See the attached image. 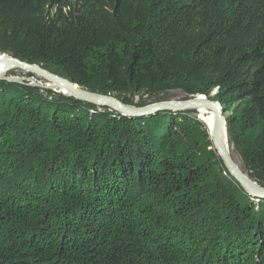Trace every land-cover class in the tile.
Here are the masks:
<instances>
[{"label": "trees", "instance_id": "16d2710c", "mask_svg": "<svg viewBox=\"0 0 264 264\" xmlns=\"http://www.w3.org/2000/svg\"><path fill=\"white\" fill-rule=\"evenodd\" d=\"M0 52L128 105L220 101L264 186V0H0ZM96 109L0 80V264H264V198L195 110Z\"/></svg>", "mask_w": 264, "mask_h": 264}, {"label": "water", "instance_id": "95a60500", "mask_svg": "<svg viewBox=\"0 0 264 264\" xmlns=\"http://www.w3.org/2000/svg\"><path fill=\"white\" fill-rule=\"evenodd\" d=\"M0 71L4 66L9 68H19L34 75L41 77L48 83L55 84L58 88L64 89L68 95L74 98L97 104L104 105L124 116H140L150 114L156 111H189V110H207L212 113V131L209 132L210 140L217 154L220 156L224 166L232 177L242 186V188L255 198H264V186L258 185L252 181L246 174L236 167L230 158L222 141V131L225 128L224 108L220 101L209 100L202 94H196L194 97L186 100H162L152 102L143 106L128 105L120 102L114 97L93 93L79 87L72 81L50 73L49 71L35 64H30L7 54H1ZM65 95V94H64Z\"/></svg>", "mask_w": 264, "mask_h": 264}, {"label": "rangeland", "instance_id": "374dc122", "mask_svg": "<svg viewBox=\"0 0 264 264\" xmlns=\"http://www.w3.org/2000/svg\"><path fill=\"white\" fill-rule=\"evenodd\" d=\"M1 54H6V53L0 52V55ZM7 55H9V54H7ZM29 74H31V75H29ZM0 80H4V81L9 82V83H16V84H18L20 86L21 85L30 86L31 88L36 89V93L38 95H40L41 97H43L44 99H58V95L59 94L64 95L63 93L59 92V90H58L59 88L58 87L52 85L51 83H48L46 80L42 79L41 77H39L37 75H34V74L30 73V72H27V71H25L23 69H19V68H10V69L6 70L5 72H3L0 75ZM65 95H68V93L65 94ZM68 96H71V95H68ZM166 96L168 98L167 100H178V101L186 100L184 92L179 90V89L170 90L166 94ZM78 100H80V99H78ZM138 100H139L138 95H134L133 96V104L135 105V103ZM81 101H83V100H81ZM84 102H86V101H84ZM147 103H149V102H147ZM94 105L97 106L96 110H98L99 112H104V110L108 111V112H112V111L116 112V111L108 108L107 106L106 107L108 109H103V108L100 107L101 105H97V104H94ZM193 116L196 117V115H194V114H193ZM224 118H225V113H224ZM225 126H226V122H225ZM224 133H225L224 136H225L228 148L231 150L233 156L235 157L236 161L238 162V164L240 166V170L244 174H246V171L244 170L243 165L241 164L238 156L236 155V153H235V151L233 149V146L229 145V143H228L226 132H225V128H224Z\"/></svg>", "mask_w": 264, "mask_h": 264}, {"label": "bare ground", "instance_id": "6f19581e", "mask_svg": "<svg viewBox=\"0 0 264 264\" xmlns=\"http://www.w3.org/2000/svg\"><path fill=\"white\" fill-rule=\"evenodd\" d=\"M2 55H0L1 57ZM10 69L8 66H4L1 68V71H0V75L5 72L6 70ZM2 77V76H1ZM52 84V83H51ZM54 86H56L55 84H52ZM57 87V86H56ZM60 93H63V94H67V92L64 90V89H58ZM196 111V110H195ZM202 112V113H198V112ZM196 117L205 125L207 131L211 132L212 131V113L209 112V111H205L203 109H200V110H197L196 111ZM224 131H222V141L224 143V146L226 148V150L228 151L229 155H230V158L233 160L234 164L236 165V167L238 169H240V166L238 164V162L236 161L235 157L233 156L231 150L228 148L227 146V142H226V139H225V136H224Z\"/></svg>", "mask_w": 264, "mask_h": 264}]
</instances>
